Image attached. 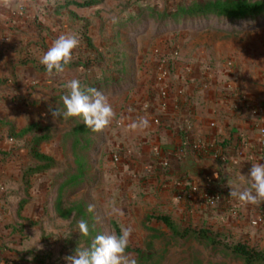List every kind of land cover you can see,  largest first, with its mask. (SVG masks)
Listing matches in <instances>:
<instances>
[{
  "label": "rangeland",
  "instance_id": "1",
  "mask_svg": "<svg viewBox=\"0 0 264 264\" xmlns=\"http://www.w3.org/2000/svg\"><path fill=\"white\" fill-rule=\"evenodd\" d=\"M69 1L73 0H37L33 38L26 28L20 30L11 22L7 29L0 28V65L6 61L15 69L17 65L33 62L36 69L46 72L47 77L30 82L23 93L15 94L13 102L19 104L13 107V114L22 125L32 119L33 123L50 127L52 138L42 142L40 150L55 162L50 169L26 180L25 169L39 161L23 147L26 140L10 142L8 126L0 124L2 144L22 149V184L18 194L27 199L22 209L26 205L29 214L35 215V219L21 215V209L15 220L4 224L22 237L19 259L27 264H67L65 257L73 255L77 247L89 248L87 236L79 232L81 219L59 214V209L85 200L93 205V216L100 221L98 233L117 234L115 224L119 228L131 226L129 247L146 248L150 244L154 254L147 261H141L135 251H128L137 264H244L205 248L194 239L175 237L157 216L169 213L180 227L208 226L220 231L229 242L241 240L258 248L253 225L260 221L255 224L254 219L250 225L238 229L235 220L225 223L219 216L205 218V212L188 208L195 193L206 189L200 180L190 175L183 179L170 177L175 157L158 156L155 149L150 150L148 162H141L137 155L127 151V142L120 140L123 138L119 127L120 119L129 113L130 104L141 106L153 98L159 84L186 89L195 83L219 87L239 84L238 49L248 39L264 37V14L231 24L219 22L215 17L175 16L180 5L196 0H99L84 7ZM62 33L76 35L79 46L63 73L49 75L39 59ZM231 52L236 55L229 56L226 63L222 57ZM110 76L114 78L112 83L107 86L97 83L94 88L108 98L116 118L100 132L87 128L88 142L74 144L75 137L83 134L78 128L85 125L83 118L54 119L51 110L57 107L66 110L62 97L68 92L69 80L79 79L81 85L88 86L98 77ZM15 124L19 131L21 128ZM9 153L6 151L7 156ZM79 169L83 176L76 180L73 175ZM129 179L135 182L128 183ZM101 199L106 203L97 204ZM113 205L123 210V217L112 215ZM10 228L3 231L5 239H1L5 245L12 243ZM93 238L88 239L92 242Z\"/></svg>",
  "mask_w": 264,
  "mask_h": 264
},
{
  "label": "crops",
  "instance_id": "2",
  "mask_svg": "<svg viewBox=\"0 0 264 264\" xmlns=\"http://www.w3.org/2000/svg\"><path fill=\"white\" fill-rule=\"evenodd\" d=\"M36 2L23 0V6H20V0L0 2V21L6 26L11 22L10 25L20 30L26 28L33 38ZM238 50L236 62L241 67L239 84L219 87L195 83L189 89L159 84L153 98H148L141 106L130 104L127 108L129 113L120 119L119 133L123 138L120 140L127 142V151L137 155L141 162L149 161L151 149H155L158 156L175 157L176 165L170 176L173 178L175 175V179L188 175L180 173L182 163L188 156L215 159L222 168L217 187L196 192L188 208L205 212V218L219 216L223 222L227 221L225 223L235 220L238 229L260 218L261 221L253 225V229L254 236L259 239V247L264 249V203L247 204L229 196L230 187L240 190L249 188L248 173L252 164L264 163V37L248 39ZM234 55L231 52L222 58L227 63L229 56ZM27 64L17 65L15 69L6 61L0 65V119L11 120L20 128L33 123V120L23 125L17 122V116L13 114V107L19 104L13 102L15 94L23 93L30 82H39L47 77L46 72L33 66V62ZM13 72L16 75H12ZM140 116L150 119V128L130 130L128 124ZM3 137L0 134V264H17L23 249L22 237H17L16 232L4 224L15 220L21 198L17 191L22 184V149L12 148L13 144L11 147L5 146L2 144ZM7 139L14 142L10 135H7ZM6 151L10 152L8 156L3 154ZM131 177L135 176L125 175V178ZM126 181L135 182L130 179ZM96 203L103 205L106 201L101 199ZM21 215L35 219L26 205ZM6 227L10 228L8 235L11 245H5L1 239H5L3 231H6Z\"/></svg>",
  "mask_w": 264,
  "mask_h": 264
},
{
  "label": "trees",
  "instance_id": "3",
  "mask_svg": "<svg viewBox=\"0 0 264 264\" xmlns=\"http://www.w3.org/2000/svg\"><path fill=\"white\" fill-rule=\"evenodd\" d=\"M70 2L79 7H84L99 3V0H84L83 2L73 0ZM262 14H264V0H196L189 4L180 5L175 12V16L181 17L182 19L215 17L219 22H228L231 24L236 21L253 19ZM113 80L114 78L111 76L104 78L98 77L91 85L85 87H94L97 83L107 86L108 82L112 83ZM83 85L84 83H82ZM0 124L8 126L11 138L26 140V144L23 147L28 149L32 158L34 157L39 161L37 165L31 164L25 169L24 174L26 180L33 174L45 171L54 166L55 162L53 157L40 150V144L52 138V130L50 127H43L38 123H30L19 131H16V124L14 122H10L7 119H0ZM78 128L83 131V134L82 136L75 137L74 144L88 142L87 127L85 125H79ZM79 129L76 127L72 128L75 132L76 130L78 132ZM3 154L6 155V152ZM82 176L83 171L79 169V173L74 174L73 178L80 180ZM17 192L20 193V189ZM26 202L27 199L21 197L16 211L21 210ZM85 208H87V211L84 210ZM59 214L65 218L74 217L87 221L90 227V234L87 236L89 246H91V239H88L89 236L95 237L100 234V232L98 233L100 221L93 216L92 211H89V204L85 200L74 202L66 209H59ZM157 219L162 221L172 231L175 237L194 239V241L203 245L205 248H210L214 252L221 253L224 257L238 259L244 264H264V250L251 246L247 242L241 240L229 242L225 238H222L223 234L220 231H216L208 226L194 227L187 225L186 227H180L168 213L159 214ZM115 228L116 233L119 234V226L115 224ZM81 236L83 235L81 234ZM130 250L135 251L141 261L150 260L154 254L150 244L146 248L137 247L132 249L129 247L127 251ZM16 263L27 264L21 260H17Z\"/></svg>",
  "mask_w": 264,
  "mask_h": 264
},
{
  "label": "clouds",
  "instance_id": "4",
  "mask_svg": "<svg viewBox=\"0 0 264 264\" xmlns=\"http://www.w3.org/2000/svg\"><path fill=\"white\" fill-rule=\"evenodd\" d=\"M7 3V0H0ZM23 6V0H20ZM79 46V39L72 33L60 34L51 47L40 57L39 62L45 66L49 75L60 74L66 70V66L72 63L74 50ZM67 94L62 101L65 111L59 107L51 110L54 119L60 117H82L84 124L93 132H100L108 127L116 118V112L108 98L94 87L81 85L79 79H71L67 82ZM151 121L146 116H140L128 124L132 131L147 130ZM248 177L250 187L243 190L230 187L229 196L247 204L259 205L264 203V163L252 164ZM93 205H89V211ZM112 215L123 217L124 212L113 205ZM79 232L83 236L90 234V227L85 220L78 224ZM133 232L131 226H121L119 234L94 237L89 248H79L73 255L65 257L67 264H137L135 258L127 251ZM31 259V257H30Z\"/></svg>",
  "mask_w": 264,
  "mask_h": 264
},
{
  "label": "water",
  "instance_id": "5",
  "mask_svg": "<svg viewBox=\"0 0 264 264\" xmlns=\"http://www.w3.org/2000/svg\"><path fill=\"white\" fill-rule=\"evenodd\" d=\"M0 28L7 29V26L0 21ZM180 173L199 179L204 188L213 189L221 179L222 168L215 159L190 155L182 163Z\"/></svg>",
  "mask_w": 264,
  "mask_h": 264
},
{
  "label": "built area",
  "instance_id": "6",
  "mask_svg": "<svg viewBox=\"0 0 264 264\" xmlns=\"http://www.w3.org/2000/svg\"><path fill=\"white\" fill-rule=\"evenodd\" d=\"M262 132H264V128H262ZM263 159H264V154H263ZM194 189L196 190V187H194ZM258 221H261V219L258 218L256 220H254V223L256 224V223H258Z\"/></svg>",
  "mask_w": 264,
  "mask_h": 264
}]
</instances>
